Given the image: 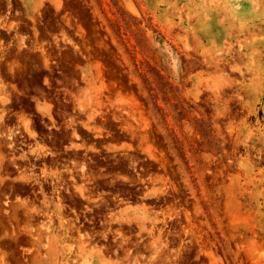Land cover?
Returning a JSON list of instances; mask_svg holds the SVG:
<instances>
[{
	"label": "rangeland",
	"instance_id": "374dc122",
	"mask_svg": "<svg viewBox=\"0 0 264 264\" xmlns=\"http://www.w3.org/2000/svg\"><path fill=\"white\" fill-rule=\"evenodd\" d=\"M0 264H264V0H0Z\"/></svg>",
	"mask_w": 264,
	"mask_h": 264
},
{
	"label": "flooded vegetation",
	"instance_id": "af4514ba",
	"mask_svg": "<svg viewBox=\"0 0 264 264\" xmlns=\"http://www.w3.org/2000/svg\"><path fill=\"white\" fill-rule=\"evenodd\" d=\"M68 207L69 205L66 204ZM111 208V207H110ZM94 212L92 209H89L87 204L83 205V208H71L69 207V211L67 214L72 213L74 217H70V219H73L74 222H72V226H74L73 231L75 232L74 238L78 239L80 236L84 239H90V240H102L104 233L103 231H100L97 229L99 225H97V222L99 221V224L108 222L107 218L110 217V215L113 212L110 211H104L102 214L96 215L98 220L93 215H87L88 213ZM66 214V215H67ZM117 237L112 235L110 237V241H115ZM108 241L107 239H104ZM107 243L102 244L103 247L107 246ZM109 249V248H108Z\"/></svg>",
	"mask_w": 264,
	"mask_h": 264
}]
</instances>
